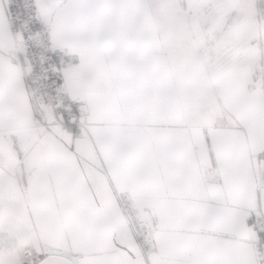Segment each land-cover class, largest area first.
<instances>
[{
	"label": "snow or ice",
	"instance_id": "1",
	"mask_svg": "<svg viewBox=\"0 0 264 264\" xmlns=\"http://www.w3.org/2000/svg\"><path fill=\"white\" fill-rule=\"evenodd\" d=\"M21 14L42 39L5 62L0 9V264H264V0Z\"/></svg>",
	"mask_w": 264,
	"mask_h": 264
},
{
	"label": "built area",
	"instance_id": "2",
	"mask_svg": "<svg viewBox=\"0 0 264 264\" xmlns=\"http://www.w3.org/2000/svg\"><path fill=\"white\" fill-rule=\"evenodd\" d=\"M1 2L5 8V12L7 13L8 24L9 27H11L10 31L21 36L23 51L29 42L35 43L41 41L42 31H33L28 38L25 39V33H27L29 29L26 21L22 18L21 9L26 7L28 0H1ZM9 8H11L10 11ZM16 21H19V25L23 28V31H21L18 27L13 26ZM34 60L38 61V58H34ZM25 64V74H27V72L31 70V65H28L27 61H25ZM38 107L46 118L49 110L53 107V101L42 99L38 101Z\"/></svg>",
	"mask_w": 264,
	"mask_h": 264
},
{
	"label": "crops",
	"instance_id": "3",
	"mask_svg": "<svg viewBox=\"0 0 264 264\" xmlns=\"http://www.w3.org/2000/svg\"><path fill=\"white\" fill-rule=\"evenodd\" d=\"M0 9H3L5 12V8H4L1 0H0ZM8 28H9V24H8V20H7V26H6V30H5L4 44H3V46H4L3 59L5 60V62L10 63L11 61L9 58L14 60L16 57V52L17 51H23V45L21 43L22 42L21 36L19 34L12 33L10 30H8ZM39 111H40V109H39ZM107 195L110 196L111 193L108 192Z\"/></svg>",
	"mask_w": 264,
	"mask_h": 264
}]
</instances>
